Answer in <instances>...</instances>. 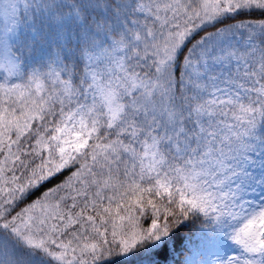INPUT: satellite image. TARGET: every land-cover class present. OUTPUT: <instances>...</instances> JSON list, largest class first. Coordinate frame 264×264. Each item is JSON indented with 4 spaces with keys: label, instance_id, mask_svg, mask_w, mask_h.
Returning a JSON list of instances; mask_svg holds the SVG:
<instances>
[{
    "label": "snow or ice",
    "instance_id": "snow-or-ice-1",
    "mask_svg": "<svg viewBox=\"0 0 264 264\" xmlns=\"http://www.w3.org/2000/svg\"><path fill=\"white\" fill-rule=\"evenodd\" d=\"M0 264H264V0H0Z\"/></svg>",
    "mask_w": 264,
    "mask_h": 264
}]
</instances>
